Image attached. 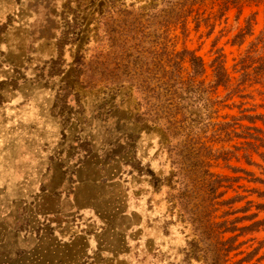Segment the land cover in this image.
<instances>
[{
  "label": "rangeland",
  "instance_id": "rangeland-1",
  "mask_svg": "<svg viewBox=\"0 0 264 264\" xmlns=\"http://www.w3.org/2000/svg\"><path fill=\"white\" fill-rule=\"evenodd\" d=\"M218 5L0 0V264H210L229 237L225 264H264V75L230 91L264 0ZM162 44L194 50L205 81L219 50L232 77L179 101L175 135L125 73L156 71ZM100 54L109 85L87 79Z\"/></svg>",
  "mask_w": 264,
  "mask_h": 264
},
{
  "label": "trees",
  "instance_id": "trees-1",
  "mask_svg": "<svg viewBox=\"0 0 264 264\" xmlns=\"http://www.w3.org/2000/svg\"><path fill=\"white\" fill-rule=\"evenodd\" d=\"M258 0H219L218 9L214 15H222L225 10L229 7H239L244 2H257ZM181 9H179V12ZM170 20L164 18L158 22L159 25H165ZM250 32L249 22L246 21V25L244 27V32L239 33V36H243ZM112 42L116 43V38H110ZM160 51L156 50V71L152 70H141L137 72H131V70H126L125 73L127 77L132 78L136 76L138 78L139 83L135 87L138 92L142 94V99H156V113L157 108H160L157 104L162 100L164 103V107L167 110H171V114L166 117V120L160 122V119L156 114V124H160L164 127L165 131L171 135H175L176 132L175 127L180 122L179 119L176 118V115L180 113L178 109L179 101H186L188 99H192L193 102L195 100L205 99L209 100L208 93L209 91H214L218 86H223L224 88H229L233 84L231 83L232 77L227 72V69L224 65V56L216 51L214 57L210 60L209 66L211 68V77L209 80H199L205 73V63L203 59L196 55L194 50H189L183 48L176 52H168L167 48L164 44L161 45ZM186 60L188 62V71L187 77L185 79L181 78L180 70L181 63ZM95 67L91 70V73L88 75V82L93 84L104 83L109 85L114 82V72L113 69L108 64V54L98 55L95 58ZM238 68L235 70L239 72V77L237 78V83L234 87L231 88V92L238 91V86L245 81L251 82H261L264 75V26L258 36L252 41L247 47L244 55L240 57L238 62ZM117 68L119 69V63L117 64ZM127 71V72H126ZM156 75V76H155ZM156 88V91H155ZM161 88L165 89L164 93L161 91ZM179 91V92H178ZM230 92V93H231ZM184 93V94H183ZM152 102V101H147ZM193 114V112H190ZM261 117V115H244L242 114L240 118H247L250 121ZM136 119L139 121L146 120L147 118L141 117L140 115H136ZM235 119V118H234ZM238 119V118H237ZM228 124V123H227ZM252 128L255 130H259V128L252 126L246 127ZM212 176V174H210ZM218 180V179H217ZM255 180L264 183V180L260 178H255ZM212 183V180H208L207 184ZM264 192H260L263 194ZM260 206H264L261 204ZM259 207V206H258ZM225 225L226 221L220 222ZM262 223V221H257L252 224V226ZM227 229V228H226ZM234 229V228H231ZM235 240V237H229L222 244H228L227 248L223 251L227 253L232 248V243ZM219 251V250H218ZM219 252H215V257L211 261L210 264H225L224 256Z\"/></svg>",
  "mask_w": 264,
  "mask_h": 264
}]
</instances>
